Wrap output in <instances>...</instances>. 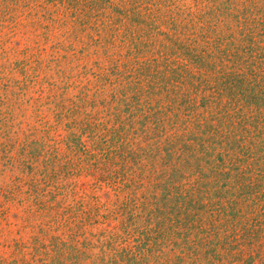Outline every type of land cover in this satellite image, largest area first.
<instances>
[{"label":"trees","instance_id":"1","mask_svg":"<svg viewBox=\"0 0 264 264\" xmlns=\"http://www.w3.org/2000/svg\"><path fill=\"white\" fill-rule=\"evenodd\" d=\"M131 1L0 0V43L2 36L11 40L20 33L32 45L26 55L50 43L52 62L67 61L72 75L55 93L0 109V149L19 151L20 162L35 171L33 181L16 179L13 190L0 192V246L11 248L8 264L252 259L240 248L257 239L248 214L261 217V183H246L245 175L264 157L255 142L264 135V0L261 8L251 5L257 0H244L250 5L230 13L242 29L237 35L217 32L224 13L218 0H210L206 12L186 16L185 27L171 17L173 53L150 62L139 60L147 45L138 35L141 18L134 7H124ZM179 29L190 32L189 42ZM67 34L72 44L53 43ZM128 43L126 56L133 60L119 65L107 57ZM24 61L11 65L24 81L36 79V68L28 71L31 77L19 68ZM19 84L14 81L21 93ZM17 107L38 123L35 134H22L31 138L23 144L15 135ZM23 187L32 204L26 216L11 215L23 204ZM33 221L38 231L25 241Z\"/></svg>","mask_w":264,"mask_h":264},{"label":"rangeland","instance_id":"2","mask_svg":"<svg viewBox=\"0 0 264 264\" xmlns=\"http://www.w3.org/2000/svg\"><path fill=\"white\" fill-rule=\"evenodd\" d=\"M127 1V0H125ZM195 1H198L196 3ZM226 0H218L217 4L221 5L224 13L221 14V19H219L220 24H218L217 32L221 34L226 33H234L238 34V32L241 29V27L238 28V22L237 19H231L230 13L233 15H236V9L238 12H241V9L243 5H250L248 3L243 4L244 0H231L230 3L228 2L227 5L225 4ZM258 2L251 4L256 5V7H260L263 5V0H257ZM210 0H132L130 4L124 5L125 9H130L134 7V10L136 12V15H139V18H141V23H143L140 26V34H138L140 38V43L142 45H147L146 49H142L143 54L142 58H139V60L142 61H152L154 59H157L158 61H164L169 56L165 57L166 55H170L169 52H172L171 45L175 41L177 34L176 32L172 30V25L170 24L171 17L176 18L175 20L178 21L180 26L185 27L186 21H183L186 16L192 15L196 16V14L204 13L206 12L212 5H210ZM116 4L115 2H113ZM236 4V5H234ZM215 7V5H213ZM123 8L122 5H113V8ZM112 8V9H113ZM234 9V10H233ZM228 10V11H226ZM107 13L114 14L113 10L107 9ZM256 17H259V12H255ZM257 20V18H255ZM150 25V26H149ZM152 26H155L154 29H152ZM228 29L230 31L228 32ZM63 34L62 31H59L57 34ZM1 35V34H0ZM3 35V34H2ZM137 35V34H136ZM179 37L183 41H188V38L190 37V32L186 31L185 29L180 30L179 29ZM11 34L9 35V37ZM20 33L17 34V37L14 36L11 40H8V37H1L3 42H6L3 44L0 43V77H4L6 79V85L7 88L2 86L4 84L3 82H0V109L4 107V112L8 109L5 108L7 105H19L22 104L23 106H26L27 101L29 98L37 99L38 97H42L44 93L49 92L51 90V93H55L56 90H58L65 81V77L70 76L71 72L69 70V67H67V61H61L60 65L52 62L54 60L53 57V49H51L50 43H43L41 42V45L39 48H35L33 52H30V55L25 54V49L31 48L32 45L29 41V38L22 36ZM192 38V37H191ZM237 38H239L237 36ZM7 39V41H5ZM66 40V45L72 44L74 39L73 37H69V34L64 35L61 38L53 37L52 41L53 43L62 42L63 40ZM57 40V41H56ZM83 40L85 41V37L83 36ZM19 43V45L17 44ZM51 43V44H53ZM131 48L129 46V43L126 44V46L122 49H115L110 51L107 57H110L113 62H117V64H122L126 59L133 60V56H126L128 50ZM38 49V50H36ZM44 50V52L42 51ZM33 54V56H32ZM61 53H56V57L61 59ZM38 59V61H37ZM24 61L20 67H26L25 70L26 73L29 72L32 73V70L36 68L35 75L37 78L31 77L26 79L24 81L22 79V75L18 70L13 69L14 66L11 65L13 63L22 62ZM62 60V59H61ZM169 62V60H167ZM8 72H5L4 67H8ZM91 65H88V68H91ZM104 67V66H103ZM18 68V69H19ZM107 69V67H104ZM9 70H12L9 72ZM63 70L65 73H63ZM24 71V72H25ZM29 71V72H28ZM30 73V74H31ZM72 76V75H71ZM213 76H211L212 78ZM7 79H11V81L8 83ZM35 79V80H34ZM33 80V81H32ZM86 79H82L85 81ZM14 81H18L20 84V87L22 88V94L18 93L16 87L14 86ZM32 81V82H31ZM31 82V83H30ZM3 91V92H2ZM72 91V90H71ZM73 92V91H72ZM35 93V94H34ZM59 93V92H58ZM69 95H72L71 92H69ZM19 101V102H18ZM18 102V103H17ZM33 104V100L30 102ZM39 105L42 104V102L38 103ZM18 108V107H17ZM36 109V107L34 108ZM40 112L43 114L45 113V109H40ZM14 113L16 115V121L18 126L15 130L16 139L23 144L25 141H30V139H24L22 134L27 135H33L36 132L34 129L38 128V123L36 119V115H27L25 119L20 114V109H15ZM24 129V132H23ZM15 137V136H14ZM247 141H251V138H248ZM255 142L257 145H259V149L261 150V155L264 153V135L261 136V138L255 139ZM261 142V144H260ZM250 150V149H247ZM255 150V148H254ZM252 152V148H251ZM250 152V153H251ZM253 156L256 155V153L252 154ZM10 160H14V162H10ZM18 161V162H16ZM253 160L249 161V163L252 164ZM19 159V151L16 152V150L12 151V154L9 153H3L2 149H0V192L2 194L3 191L6 193L11 190H13V184L16 179H20L22 181L21 183H29L33 178V175L35 171L29 172V169L25 168ZM258 166H252L250 165V171H247L245 176L249 175V179L246 183H253L254 185L261 183V217H254L253 214H248V228L251 226V228L254 230V232L257 234V239L252 241V244L246 245L242 249L244 253V257L248 254L252 256L251 261H249V264H264V157H261V167ZM240 169L237 170L238 176L240 174ZM230 172V171H229ZM249 172V173H248ZM261 173V177L258 176ZM228 174V173H227ZM230 174V173H229ZM228 174V180L232 182L231 178H234L233 176L236 174L235 172H231L232 176ZM35 179H39V177L35 176ZM33 181V180H32ZM222 181L215 186V190H221L222 189ZM231 187V185H230ZM229 187V188H230ZM25 191H27V187H23V190L21 191V198L20 200H23V204L19 205V203L16 205L17 210H12L13 214L11 215H19V217L26 216L24 213V209L27 208L28 205H31L32 203L27 202L26 199H24L26 196ZM2 198H0L1 201ZM230 199V198H229ZM253 210V208H252ZM257 221L252 223V219H256ZM33 228L32 230H28L25 233L27 235L25 236L24 240L29 241L31 237L35 236L36 232L38 231V223L36 221L32 222ZM254 226V227H253ZM30 231V232H29ZM93 232H96L95 228L92 230ZM63 232V231H61ZM255 234V235H256ZM257 246H261V248H258ZM236 250V249H234ZM11 253V248L6 249V247L0 246V261L2 260H8L5 264L9 263V255ZM229 264V263H224Z\"/></svg>","mask_w":264,"mask_h":264}]
</instances>
